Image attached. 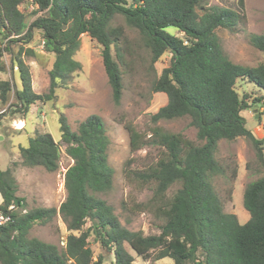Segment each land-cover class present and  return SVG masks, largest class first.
<instances>
[{"label": "trees", "instance_id": "trees-1", "mask_svg": "<svg viewBox=\"0 0 264 264\" xmlns=\"http://www.w3.org/2000/svg\"><path fill=\"white\" fill-rule=\"evenodd\" d=\"M30 1L39 15L30 25L20 9ZM203 0H0V39L21 36L29 42L37 29L47 52L54 54L46 93L32 86L30 66L20 47L13 60L18 67L20 87L16 90L17 109L23 118L30 106L57 96L66 87L82 62L75 57L82 34L101 45L102 62L111 86L112 97L120 104L124 83L122 65L129 39L122 25H114L120 14L137 30L150 52L152 63L165 53L170 62L152 82L155 92L165 93L167 102L151 115L154 126L143 135L131 124L132 151L147 146L162 149L161 156L144 168L128 169L129 177L152 191L145 204L159 219L158 233L146 234L124 226L114 208L100 196L110 191L114 167L109 160L110 138L104 119L88 115L73 130L64 114L60 116L61 142L73 163L65 172L66 197L56 206L26 209L18 194V180L12 168H0V211L11 219L0 225V264H104L106 257L94 258L89 238L112 254V264H134L128 244L144 260L171 257L173 264H264V138L257 137L243 112L253 104L264 107V62L246 65L233 61L224 50L217 30H235L245 19L240 10L219 4L204 6ZM241 9L244 0H239ZM173 26L176 33L166 29ZM252 44L264 53V33H253ZM2 41H0L1 43ZM11 51L10 46H6ZM0 47V56L2 55ZM32 55L35 50L27 48ZM5 64L0 60V70ZM238 80L254 83L260 96L241 95ZM13 83L0 80V102H9ZM262 120L264 111H260ZM187 117L197 130L198 141L181 132L156 125L159 120ZM248 139L260 165L257 178L244 189L243 205L250 217L241 223L237 214L225 209V201L215 189L213 179L226 173L218 156L221 140ZM20 162L26 167H43L55 172L60 167L61 144L48 131L30 136L29 145H20ZM131 162L129 160L127 165ZM237 167L232 169L236 179ZM175 185L177 189L168 196ZM232 189L227 197L232 199ZM11 206H13L11 208ZM58 214L69 234L63 248L30 236L34 223H49ZM90 223L88 227L86 225Z\"/></svg>", "mask_w": 264, "mask_h": 264}, {"label": "rangeland", "instance_id": "rangeland-1", "mask_svg": "<svg viewBox=\"0 0 264 264\" xmlns=\"http://www.w3.org/2000/svg\"><path fill=\"white\" fill-rule=\"evenodd\" d=\"M202 4L208 6L219 4L225 7L240 10L245 19L237 25L235 30L221 27L217 30L222 45L227 55L235 62L246 65H257L264 62V53L259 51L251 42L253 33H264V0H244V8L241 9L239 0H203ZM20 9L26 15L28 25L39 15L30 1L22 4ZM114 25H122L129 39L128 47L125 45L126 64L122 65L123 71V95L120 104H116L112 97L111 86L102 62L101 45L88 34H82L81 47L75 57L79 59L83 68L74 73L66 87L57 89V96L46 102H37L30 106L29 112L23 118L17 109L16 90L20 87L18 67L13 60L20 47H23V58L30 66L32 73V86L37 93H46L50 84L49 71L54 61V54L47 52L41 46L42 36L37 29L33 30V36L29 42L21 36L18 41L10 42L12 36L0 39L2 55L0 60L5 64V69L0 70V80L10 79L13 83L9 102L6 105L0 102V168H12L18 180V194L25 198L26 209L37 206L59 208L66 197L65 172L73 163V160L65 153V145L61 142L60 116L64 114L73 130L88 115L97 113L105 122L107 134L110 138L109 160L114 167V182L110 191L100 194L114 208L121 223L131 230H143L146 234L158 233L159 219L145 204L150 203L152 191L139 181L127 174L128 169L144 168L157 160L162 149L157 146H144L132 151L130 133L126 124H131L143 135L150 132L154 126L151 115L167 102V96L162 92L152 89L153 80L158 77L163 68L170 62V55L165 53L156 63H152L150 52L144 46L139 32L129 27L122 15L118 14L113 19ZM170 33H176L173 26L166 29ZM10 46L11 51L6 49ZM35 50L28 55L26 49ZM241 95L250 94L252 97L260 96L258 87L246 80H238L236 85ZM254 109L264 111L259 105L253 104L251 109L243 112L248 125L257 127V132L264 133V121L257 122L253 116ZM258 112V110H257ZM256 114V113H255ZM264 115V114H263ZM23 122L25 125L23 126ZM156 125L172 132H181L187 137L198 141L197 130L190 125L187 117L159 120ZM48 131L54 139L61 144L60 167L55 172H49L43 167H26L19 163L13 166V162H20V145L28 146L30 136L37 132ZM218 156L227 166L226 173L214 177L213 183L219 196L225 201V209L237 214L239 221L245 223L250 214L243 205V194L246 184L257 178L259 162L253 144L246 138L240 137L234 141L221 140ZM131 162L127 165V162ZM237 167L238 174L233 179L232 169ZM178 185L171 188L168 196L177 189ZM232 189V199L227 197V192ZM2 196L0 194V203ZM90 223L86 225L88 227ZM69 234L66 223L58 214L49 223H34L30 230V236H36L48 242L57 244L63 248ZM90 246L94 251V258L99 253H104V264H112V254L100 247L89 238ZM133 254L134 264H173L171 257L160 260H144L134 249L126 244ZM69 264H74L69 262Z\"/></svg>", "mask_w": 264, "mask_h": 264}, {"label": "built area", "instance_id": "built-area-1", "mask_svg": "<svg viewBox=\"0 0 264 264\" xmlns=\"http://www.w3.org/2000/svg\"><path fill=\"white\" fill-rule=\"evenodd\" d=\"M32 6L35 8V5L32 3ZM41 46L43 47V48H45V41L42 39V41H41ZM262 109H264V107H262ZM257 110L258 109H254V111H253V115H256L255 113H257ZM13 206H11V208H12ZM11 219V217H10V215H8V214H6V213H4L3 211H0V225H2V224H5L6 222H8L9 220ZM62 244H65V242H62Z\"/></svg>", "mask_w": 264, "mask_h": 264}, {"label": "crops", "instance_id": "crops-1", "mask_svg": "<svg viewBox=\"0 0 264 264\" xmlns=\"http://www.w3.org/2000/svg\"><path fill=\"white\" fill-rule=\"evenodd\" d=\"M260 114V113H259ZM253 116H255L256 117V115H253ZM262 121H264V115H262ZM264 124V123H263ZM25 125V122H23V126ZM250 127H251V129H252V131H253V133L257 136V137H259V132H257V127H255L253 124H251L250 125ZM260 135H263L262 137H264V133H260ZM260 138V137H259Z\"/></svg>", "mask_w": 264, "mask_h": 264}, {"label": "water", "instance_id": "water-1", "mask_svg": "<svg viewBox=\"0 0 264 264\" xmlns=\"http://www.w3.org/2000/svg\"><path fill=\"white\" fill-rule=\"evenodd\" d=\"M260 117V114L257 112L256 113V118H259ZM3 138V136L0 134V139H2Z\"/></svg>", "mask_w": 264, "mask_h": 264}]
</instances>
